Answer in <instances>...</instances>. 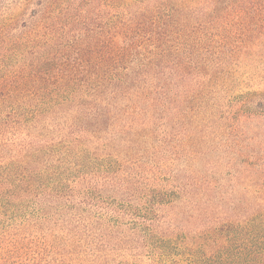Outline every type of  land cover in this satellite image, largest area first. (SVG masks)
<instances>
[{
    "label": "trees",
    "instance_id": "16d2710c",
    "mask_svg": "<svg viewBox=\"0 0 264 264\" xmlns=\"http://www.w3.org/2000/svg\"><path fill=\"white\" fill-rule=\"evenodd\" d=\"M0 264H264V0H0Z\"/></svg>",
    "mask_w": 264,
    "mask_h": 264
}]
</instances>
